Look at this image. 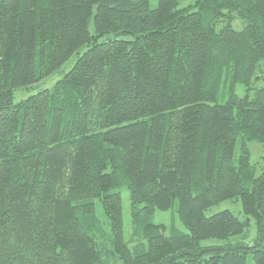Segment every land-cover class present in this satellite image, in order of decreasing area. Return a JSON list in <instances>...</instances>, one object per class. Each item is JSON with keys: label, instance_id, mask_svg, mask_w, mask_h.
<instances>
[{"label": "trees", "instance_id": "obj_1", "mask_svg": "<svg viewBox=\"0 0 264 264\" xmlns=\"http://www.w3.org/2000/svg\"><path fill=\"white\" fill-rule=\"evenodd\" d=\"M189 2L0 0V264H264V0ZM121 186L134 225L178 200L188 232L130 248ZM228 199L244 219L206 215Z\"/></svg>", "mask_w": 264, "mask_h": 264}, {"label": "rangeland", "instance_id": "obj_2", "mask_svg": "<svg viewBox=\"0 0 264 264\" xmlns=\"http://www.w3.org/2000/svg\"><path fill=\"white\" fill-rule=\"evenodd\" d=\"M180 5L184 6L189 4V0H179ZM158 5V0H151V6L156 7ZM90 30L94 32V22L93 19L90 21ZM86 47L80 50V53ZM77 59V54L72 55L68 61H66L59 69L56 71L49 73L47 76L42 77L38 84L40 87H47L53 88L55 82L63 76L64 73L69 71L72 66L74 65ZM264 84V80H257L255 82V87H259ZM237 93L239 95H244L246 93V88L242 83L237 85ZM36 89L28 90L27 87H17L14 90V98L15 101H20L25 99L29 94L36 92ZM255 90H251L254 92ZM249 148H250V159L251 162L256 166V175L261 173V164H262V155L264 152V145L263 143L252 140L249 141ZM121 192L122 196V203H123V222H124V237L125 241L130 248L142 239V227L146 220H150L157 224H163L166 226V233L167 234H179V233H187V227L182 223L178 213V200H175L172 207L167 211L157 210L151 217H142L140 222L137 225L133 224L131 209H130V195L129 191L126 186H121L118 189ZM95 217L89 221L88 223V231L92 234L97 241L99 242H107L109 239L112 229L110 218L104 211V207L101 201L96 198L95 200ZM229 209L231 210L236 216L241 219H244V214L242 212V204L239 199H228L222 202H219L212 206L210 209L206 211V215H212L217 213L221 210ZM255 225L252 226V236L255 235ZM112 264H123L121 260L116 261Z\"/></svg>", "mask_w": 264, "mask_h": 264}]
</instances>
